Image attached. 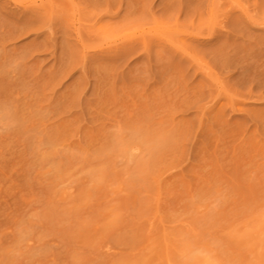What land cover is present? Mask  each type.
I'll use <instances>...</instances> for the list:
<instances>
[{
	"label": "rangeland",
	"instance_id": "374dc122",
	"mask_svg": "<svg viewBox=\"0 0 264 264\" xmlns=\"http://www.w3.org/2000/svg\"><path fill=\"white\" fill-rule=\"evenodd\" d=\"M0 101V264H264V0H0ZM114 127L158 147L93 180Z\"/></svg>",
	"mask_w": 264,
	"mask_h": 264
},
{
	"label": "clouds",
	"instance_id": "9594fccd",
	"mask_svg": "<svg viewBox=\"0 0 264 264\" xmlns=\"http://www.w3.org/2000/svg\"><path fill=\"white\" fill-rule=\"evenodd\" d=\"M27 58L26 53L13 57L12 63L18 66ZM17 122V113L11 101H0V132L11 131ZM135 144L136 147H129ZM158 145H149L142 142V139L134 133H129L127 140L116 134L115 127L111 130L109 141L99 149L94 158L93 166L87 171L93 180H100L111 167H117L129 177L134 175V169L138 160L146 158L149 151L156 150ZM229 194L227 190H221L211 200L204 201L200 211L207 214H215L227 203ZM35 228L24 224L18 228V247L15 249L16 255L32 250L35 247ZM215 250V242L210 241L207 245L197 248L189 259V254L181 248L179 255L180 264H209L208 257L212 256Z\"/></svg>",
	"mask_w": 264,
	"mask_h": 264
},
{
	"label": "bare ground",
	"instance_id": "6f19581e",
	"mask_svg": "<svg viewBox=\"0 0 264 264\" xmlns=\"http://www.w3.org/2000/svg\"><path fill=\"white\" fill-rule=\"evenodd\" d=\"M76 30H77V35H79L80 32H81V29H80L79 27H77ZM95 30H97V29L94 28V31H95ZM78 38H80V37L78 36ZM179 44H180V42H179ZM180 45H181V44H180ZM147 50H148V49H147ZM233 108H234L235 111H238V110H239V109L237 108L236 105H234Z\"/></svg>",
	"mask_w": 264,
	"mask_h": 264
}]
</instances>
